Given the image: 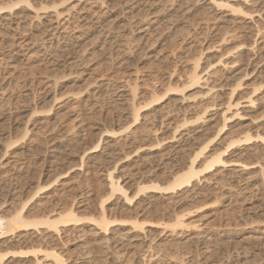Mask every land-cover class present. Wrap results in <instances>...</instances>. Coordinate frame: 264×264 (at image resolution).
Listing matches in <instances>:
<instances>
[{"label": "bare ground", "instance_id": "6f19581e", "mask_svg": "<svg viewBox=\"0 0 264 264\" xmlns=\"http://www.w3.org/2000/svg\"><path fill=\"white\" fill-rule=\"evenodd\" d=\"M118 9L122 10V17L119 15L122 19L110 21L112 14ZM109 21L114 26L111 28L105 26L109 29L105 39L100 41V46L106 50L110 48L109 50L116 52L128 63L136 59L133 56L135 52L130 53V48L123 44L126 41L121 37H125V33L130 36V41L126 43L138 44L148 36L149 40L152 34H161L164 29L168 30L170 27L172 29L183 22L181 25L183 27L180 26L178 29L184 28V32L179 30V35L175 30L173 40L180 37L179 40L185 43L195 36L203 37L205 42L207 35L214 37L213 41L211 38V42H202L204 45H201L199 55L177 56L173 57L175 58L173 62L169 63L168 60L164 65L160 64L159 68L156 65L158 69L155 71L156 74L152 75V79L142 80L141 83L139 81L142 76H138L139 69L136 68L134 71L136 76L125 80L124 84L117 87L118 94H126L130 99L128 100L132 122L124 130H129L126 132L128 134L124 135L133 149L132 154L138 157L140 155V159L142 153L157 152L152 158L153 162L159 164L163 163L164 159L173 158L176 162L177 158L182 159L174 169L172 168V178L168 182L141 184L136 188L133 187L132 178L127 173L116 175V167L106 170L104 194L98 200V218L80 215V210L92 204L91 190L76 194L75 186L63 180L59 189L52 193L43 189L35 193L32 191L34 195L32 192L28 194L31 196H28L29 199L26 198L28 200L24 201V204L21 201L22 206H19L20 210L16 208L15 214L9 218L0 216V264H14L17 257L32 254L36 257L33 264H67L68 258L62 254L64 253L62 250L58 253L55 249L47 247L43 249L42 246H38L26 251L2 252L1 248L8 244H33L45 240L64 245L70 241L69 239L65 241V237L75 234L80 239L85 234L82 226L86 223L95 225L102 235L100 243L107 249L117 242L115 228L125 224L132 225L133 230L128 232L131 236L137 231L145 233L147 227L163 226L164 230L170 229L172 234L177 235V230L194 231L200 226L194 224V221L192 223L191 217L196 216L201 208H196L195 211L187 209L175 212V208L180 204L211 192L215 194L214 204L218 207L225 203L228 196H238L247 201L254 197V189L256 191L264 189V123H256V120L264 115V110L259 116L251 119L248 126H242L233 120L245 117L242 115L244 102L248 108H258L259 105L264 108V76L261 82L247 91V94L240 95L246 79L251 75L252 66L259 65L264 58L261 56L264 48V0H14L0 4V33L8 34L12 38L10 45L15 48L6 55L10 63L8 59L5 63V58L0 57V65H5L8 69L4 67L2 72L0 67V122L4 123L6 120L7 113L3 108L6 109L14 101L17 102L9 87L11 88V79L15 78L17 69L19 70L23 63L42 59L48 68L58 66L63 58L75 54L91 25L98 22L107 25ZM115 27H120L119 31L117 29L118 32ZM7 41L10 40L4 42ZM212 52L216 54L203 64L206 58L204 55ZM151 57L152 62L159 59L157 56L149 58ZM74 61L75 63H67L68 66L65 67H75L77 63ZM72 73L74 72L70 74ZM111 81L112 79L107 78L96 83L95 99L89 101L88 106L97 107L96 101L105 95L110 98L111 95L107 93L110 91ZM76 95L65 99L54 95L48 108L34 110L22 135L13 142L11 140L10 145L24 141L30 134L34 135L33 139L37 143L42 142L41 139H44L45 135L57 129V122H51L49 119L53 110H66L57 113L59 120L74 114V107L67 104L78 99ZM163 129L171 132L170 137L160 139V132ZM119 133L114 129H106L104 137L113 138ZM147 138L153 140L149 146L142 144ZM181 140L187 142L182 146L174 145ZM103 143L102 136L88 149L89 159H98L104 154ZM167 145L169 149L166 151L163 147ZM256 145L261 148L258 150ZM249 156L253 160L244 162V158ZM80 160L79 167L84 168L86 164L83 157ZM18 162L17 159L13 161L12 167L15 171L23 168ZM5 166L3 164L1 167ZM229 167L236 169L235 173L241 182L227 181L226 170ZM68 174L69 172H66L62 179ZM61 175L63 174L58 178ZM242 181L246 182L242 184ZM250 182L253 183V188H250L252 186ZM18 192L16 193L19 194ZM25 192L26 190H22L20 194ZM38 194L46 195L42 197L43 199H37ZM70 194L75 195L71 196L73 199L69 202ZM116 200L123 201L127 209L136 214L129 220L111 218L108 214L110 212L108 205H113ZM161 200L167 201L169 208L173 210L172 221H140L139 210L147 206L154 209L153 202ZM30 213L37 216L30 219V216L35 215ZM39 254L42 256L37 258ZM165 263L179 264L175 258H168ZM134 264L140 262L135 260Z\"/></svg>", "mask_w": 264, "mask_h": 264}, {"label": "rangeland", "instance_id": "374dc122", "mask_svg": "<svg viewBox=\"0 0 264 264\" xmlns=\"http://www.w3.org/2000/svg\"><path fill=\"white\" fill-rule=\"evenodd\" d=\"M11 1L14 0H0V4H7ZM119 15L122 17L121 9L112 14L110 21H120L121 17ZM116 17H119V19H116ZM110 21L107 25L101 22L91 25L87 36L81 41L75 54L71 56L72 58H63L62 63L53 68L46 67L42 59L36 60V62H25L19 67V70L17 69L15 78L11 79L12 83L10 81L11 88L9 87V91L13 93L15 99L17 98V102L14 101L6 109L3 108L7 113L5 115L6 120L3 121L4 123L0 122V128L4 130H0L1 217L9 218L17 211L16 208L20 210L22 206L20 204L22 202L24 204V201H27L31 196L28 194L41 191L42 189L52 193L56 189H59V185L63 180H66L75 186L74 193L76 194L91 190L92 204L90 207L80 210V215L98 218V200L104 194L106 183L104 175L107 173L106 170H112L115 167L117 168L116 175L127 173L132 178L131 181L134 188L141 184H163L171 180L172 170L179 164L182 158H177V162L173 161V158L164 159L163 163L159 164L153 162L152 158L157 152H154V154L142 153L140 159V155L138 157L132 154L133 149L124 135L129 131H124L125 128L132 122L129 108L130 99L126 94H118L117 87L124 84L125 80L136 76L134 72L136 68L139 69L138 76H142L139 81L141 83L142 80L146 79L147 81V79H152L156 74L155 71L164 65L166 61L169 60V63L173 62L175 60L173 57H184L185 55L193 57L199 55L202 48L201 45H204L205 42H211V38L213 41L214 37L207 35L208 40L206 39L205 42L203 37L199 38L195 36L186 40L185 43L179 40L180 37L173 40V35L176 31V34L180 35V31L185 30L184 28L178 29L183 22L177 24L172 29H170L171 27L168 30L164 29L165 32L163 31L161 34L155 33L150 35L152 38L150 37L149 40L147 39L148 36L146 38L147 42L149 41L148 43L145 39L138 44L131 42H128V44L126 42L130 41V36L125 33V37L121 38L126 42L123 43L122 41V43L127 48H130V53L132 51V54L135 52L133 56L136 59L128 63V61L124 62L123 58L119 57L116 52L109 50L110 48L108 49L109 52H106L108 50L100 46V41L105 39V34L109 29L107 27L111 28L114 26L113 21ZM119 28L115 27L116 31L117 29L119 31ZM5 40L10 41L4 42ZM11 40L12 38L8 34L5 35V32H2L0 36V52L2 55L0 53V57L5 58V63H7L6 60L8 59L6 55L15 49L10 45ZM194 48L199 49V51L197 49L195 51ZM111 49L113 48L111 47ZM160 51L163 53L160 54ZM215 54L212 52L204 55L206 58L202 63H206V60H210L209 58ZM263 54L261 55L262 58L264 57ZM150 56H157L159 59L152 62V57L149 58ZM137 57L140 58L138 59ZM74 60H76V66L66 68L68 66L67 63H75ZM8 63H10L9 59ZM160 64L161 66H159ZM0 67L3 72L5 65H0ZM252 67L254 69L252 68L250 71L251 75L246 79L245 86L242 87L240 95L247 94V91H250L255 84L261 82V78L264 76V58L259 65L254 64ZM5 69L7 68L5 67ZM71 72L74 73L70 74ZM107 78L113 81H111L110 91L107 93L111 95H109L110 98L107 95H103L104 97H101V100L96 101L97 107L91 108L88 105L89 101L95 99V94L97 93L96 83ZM74 94H78L75 96L78 99L69 102L67 105H72L75 113L59 120L57 113H63L66 110H56L58 106L55 107L56 111L53 110L49 119L51 122H57V129L55 132L45 135V140L42 138V142L38 141L37 143L33 139L34 135L30 134L24 141H20L16 145H10V143L22 135L21 133L33 115L34 110L40 111L48 108L54 95L65 99ZM247 106V103L244 102L242 115H245V117L240 118L241 121L233 119L234 122L241 123L242 126H248L251 124L250 120L259 116L264 110L260 105L258 108H248ZM57 118L58 120H56ZM260 122L264 123V115L256 120V123ZM29 125L31 127V123ZM106 129H114L120 133L116 137L106 138L104 137ZM10 130L11 132H8ZM166 130H161L160 139L170 137L171 132ZM102 136L104 139L102 146L105 148L103 151L107 155L103 154L98 159H89L88 152L90 150L88 149ZM185 142L181 140L174 145L182 146ZM152 143L153 140L147 138L142 144L149 146ZM256 146L258 147V145ZM259 148L261 146L258 147V150ZM163 149L167 151L169 145L164 146ZM82 157L86 164L84 168L79 167ZM15 159L19 160L20 165H23V170L15 171L13 169L12 164ZM252 160L253 158L250 156L244 158V162H251ZM3 164L4 166L5 164L6 166H11L1 167ZM235 170L234 167H229L226 170L228 182L241 180L237 178ZM66 172H69V174L65 179H62L63 176H66ZM60 174L63 175L58 178ZM245 182L242 181V184ZM250 185H252L250 188H253L252 182H250ZM22 190H26V192L21 195L20 191ZM259 190L256 191L254 189V197L247 201H243L238 196H228L229 198L227 197L224 201L225 203H222L223 205L221 204L218 207H215L214 204L215 194L211 192L206 193L201 198L180 204L175 208V212L187 209L195 211L196 208H201L198 210L199 213L196 216L191 217L192 223L194 221V224L200 226V228L194 231L177 230L178 235L176 233L172 234L170 229L164 230L162 226L147 227L145 233L137 231L135 235L131 236L128 235V232L133 230L132 225L125 224L115 228L117 230V242L110 249H107L102 247L100 243L102 235L95 228V225H88L86 223L82 226L85 234L80 239L75 234L65 237V241L67 239L70 241L65 242V244L63 243L64 245L60 242L52 243L49 240H45L41 242L36 241L33 244H8L3 246L1 250H3L2 252H20L30 250L31 248H38V246H42L43 249H55L58 253L62 250L64 251L62 254L68 258L67 264H134L135 260H138L140 264H166L165 261L168 258L177 259L179 264H264V189L261 188ZM14 192H18L19 194H13ZM257 193L260 195L258 196ZM20 195L21 197H19ZM40 195L38 194L39 197L37 196L36 198H44L46 194ZM74 195H69V202L72 201ZM36 198L35 200H37ZM153 205L155 206L154 209L147 206L139 210L140 221H172L173 210L169 208L167 201H156L153 202ZM108 207L110 209L108 214L113 219L129 220L136 214V212L129 211L123 204V201L118 202L116 200L113 202V205H108ZM35 216L37 214L33 215V217L30 216V219L35 218ZM41 256L42 254H39L37 258ZM35 258L33 254L23 255L14 259V264H33Z\"/></svg>", "mask_w": 264, "mask_h": 264}]
</instances>
